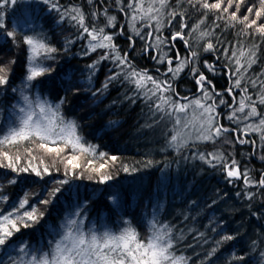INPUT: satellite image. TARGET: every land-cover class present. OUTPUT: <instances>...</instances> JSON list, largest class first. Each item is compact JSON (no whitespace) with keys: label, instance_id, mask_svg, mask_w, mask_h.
Returning <instances> with one entry per match:
<instances>
[{"label":"trees","instance_id":"1","mask_svg":"<svg viewBox=\"0 0 264 264\" xmlns=\"http://www.w3.org/2000/svg\"><path fill=\"white\" fill-rule=\"evenodd\" d=\"M54 2L61 11L80 8L89 27L94 24L104 26L107 15L115 16L116 27L105 28V31L113 35V43L120 54L127 52L137 70H146L149 75L161 80L168 78L163 75L169 67L167 62L157 64L151 58L157 55L156 50L150 48L148 52L143 51L146 42H153V38H148L146 34L151 28L154 33V23L153 27H144L146 21L136 24L145 39L134 35L129 28V0H121L120 5L116 0H92L91 4L88 0ZM208 2L215 3L217 0ZM0 3L5 4L0 8V14L6 25L5 29H0V66L9 70L8 83L0 86V134L7 131L10 117L15 119L13 106L22 102L20 93L13 89L22 87L26 74L28 53L23 45V35L42 32L46 42L57 49L51 54V59L40 57L53 71L33 81L24 93L30 99H35L39 93L53 103L64 98L61 115L66 121H75L83 143L96 149L95 158L77 152L81 168L72 170L68 165L69 174L66 175V160L72 155L71 148L65 149L60 157H56L55 153H46L37 144L28 141L0 148V152H9L13 162L15 156L20 155L18 168L28 167L31 162L41 171V176H36L31 169L28 172H13L0 154V164L5 165L0 167V197H7V200L0 199V214L16 212L20 200L26 195L29 205L21 212L31 207L44 212L39 223L21 229L13 239L20 237L33 249L47 250L49 241L59 238L60 226L65 218L80 219L72 214L77 205H84L85 230L95 226L97 231L105 228L119 231L127 220L137 228L141 238L148 233V221L155 214L161 224L172 228L174 251L187 257L188 264H264V188L255 184L246 187L242 179L228 178L222 165L208 167L195 158L198 154L218 152L229 163L233 159L238 161L240 170L247 171L253 181H258L264 174V141L257 135L244 137L241 132L233 130L215 141L187 145L173 151L168 140L173 134L174 120L167 116L161 119L163 114L155 112L153 101L137 94L135 85L126 81L123 75L108 83L105 89L103 85L108 82V77L120 69L110 59L100 61L95 69L89 67L106 50L98 49L86 55L88 40L86 36L78 38L82 30L75 21L67 17L61 21L58 12L49 11V6L39 0H18L14 6L10 0H0ZM169 5L165 11L175 9L183 14V21L177 16L169 26L167 20L172 18L165 16V26L161 30L164 37L168 38L178 31L183 22L186 25L185 38L191 49L198 53L195 64H189L173 81L176 93L188 98L200 93L192 75V68L196 67L199 72L205 73L225 100V105H219V113L222 114L229 104L235 108L233 100L244 88L250 89V81L264 72V38L255 32V26L244 29L242 24L232 21L226 24V19H217L220 12L202 9L199 4L193 7L187 0H169ZM224 6H227V0L222 4ZM249 7L255 11L260 7L259 0H243L237 15L241 18L249 15L250 20L256 19L254 11L248 13ZM233 11H236L235 2L229 13ZM93 12L97 13L95 18L91 15ZM224 15L227 18L228 14ZM201 20L204 21L202 24ZM257 23L264 25V16ZM197 24H200L199 30L193 31ZM6 31L17 33L15 42L6 36ZM201 31L211 32L212 35L199 39ZM129 37H132L131 41ZM208 42L216 46L215 50L204 51ZM169 43H175V47H165L164 51L175 67L177 52L183 58L188 55L189 48L180 39ZM254 44L256 63L243 73L245 77L240 87L233 89L232 96H229L226 89L236 77L232 75L235 58L230 62L228 57L233 50L238 55L240 50L250 49ZM225 49H228L227 54ZM13 60L14 64L11 63ZM205 63L214 65L216 72H209ZM171 95L174 100L178 98L175 93ZM220 123L224 127L235 128L222 116ZM241 138L249 143H238ZM48 147L53 145L49 143ZM28 149L32 150L31 154ZM99 153L105 154L103 159ZM113 156L115 161L109 159ZM41 158L44 159L43 165L39 162ZM89 160H92L91 164H88ZM148 161H152L151 166H146ZM101 163L107 164L102 174L110 172L113 177L105 184L98 183L99 176L91 172V168H98ZM45 166L49 168L47 175L43 174ZM124 166L135 171L125 172ZM13 180L15 183H11ZM61 180L68 183L60 185L58 181ZM55 188L61 191L52 198V203L40 204V200L50 198L49 194ZM110 194L116 195V203L109 200ZM229 235L233 239L225 241L224 237Z\"/></svg>","mask_w":264,"mask_h":264},{"label":"snow or ice","instance_id":"2","mask_svg":"<svg viewBox=\"0 0 264 264\" xmlns=\"http://www.w3.org/2000/svg\"><path fill=\"white\" fill-rule=\"evenodd\" d=\"M11 5H15L18 0H10ZM40 3L48 5V10H55L60 14V20L63 21L66 17L76 22V26L80 31L78 38H84L86 36L87 51L85 54L95 52L98 49H105L106 51L100 55L99 59L94 61L90 68L95 69L96 65L103 60H111L115 67L120 71L108 77V82L103 85L106 89L108 83L112 80L118 79L123 75L124 79L130 84L135 85L136 93L142 95L146 100L153 101L155 112L162 113L163 116H167L175 121L174 134L171 135L168 140L170 147L174 149H181L187 146L189 140L194 139L197 142H208L219 139L224 133H229L233 129L224 127L220 124V115L217 113L219 105H225V100L221 97L213 85L212 81L203 72H199L196 67L192 68V75L195 78L197 90L202 94L199 97L189 99L187 96H179L176 93V88L173 85V81L180 75L181 72L189 64H195L198 53L191 49L189 41L185 38L184 28L186 25L181 22L180 29L173 32L170 37L165 38L162 33V28L165 26V16L172 19L167 20V25H172L173 20L177 16H180L183 21V14L172 9L165 11L170 7L169 0H129L127 3V9L132 13L129 19V28L136 36H140L141 39H145L144 35L136 28V24L141 21H146L144 27H151L155 22L156 33L160 35L154 36L152 31H149L146 36L153 38L152 43L145 44L144 52H148L150 48L155 49L156 56L151 58L156 61L157 64L167 62L169 65L167 72L163 73L167 79L161 80L159 77L149 75L146 70H137L128 58V53L120 54L118 47L113 43V35L106 33L105 28L116 27V17L107 15L106 24L104 26L93 25L89 27L86 24L85 14L78 7H73L61 11L60 6L54 2V0H39ZM89 4L92 0H88ZM187 2L193 7L197 4L202 9L220 12L221 15L217 19H226L228 21L242 24L244 29H252L255 26V32L264 38V25H258L257 21L264 16V0H259L260 7L255 9L249 7L248 13H253L256 19L249 18V15H244L242 18L237 15L240 9V5L243 0H227V6L222 7L225 0H217L215 3H209L208 0H187ZM235 2L236 11L229 13V9L233 7ZM117 5L121 4V0H116ZM158 5V6H157ZM5 7V4L0 3V8ZM123 10V9H121ZM74 13V14H73ZM224 14H228L225 18ZM93 18L97 13L91 14ZM204 21L201 20V24ZM231 26V24H228ZM3 15L0 14V29H5ZM200 24H197L193 31L199 30ZM247 35V31L244 32ZM17 33L15 31H6V36L11 38L15 42ZM212 35L211 32L201 31L199 33V39H204ZM177 39L183 40L186 47L189 48V53L186 57H181L177 52L175 67L172 66V59L168 57L167 52L164 51L165 47H175ZM132 40V37H129ZM71 43V41H69ZM23 45L26 46L27 56V68L24 77L22 87L13 89L14 92H19L21 96V103L19 106H13L12 115L15 119H11L7 127V131L0 134V148H8L9 146L21 144L24 141L37 144L39 149H43L46 153H55L56 157H60L65 149L71 148L72 155L66 160V175L69 174L67 166L70 165L72 170L81 168L79 156L77 152L84 155H91L93 158L96 156V149L91 145H85L83 138L78 134V125L73 120H65L61 115V106L65 103L64 98H60L58 102H51L47 97H41L38 93L35 99H30L28 95L24 93V89L30 87L33 81H36L39 77L49 74L53 69L45 65L40 57L45 59H51V54L56 52L57 49L51 47L46 42V37L40 33L33 35H23ZM215 45L211 42L206 43L204 51L215 50ZM256 45L254 44L250 49H242L237 55V51L233 50L232 55L228 57L231 62L235 58V71L232 73L235 76L240 73V76L230 83V87L226 89L229 96H232L233 89L240 87L241 80L244 79L243 72L256 63ZM227 54L228 49H225ZM243 61V62H242ZM15 63V61H11ZM205 67L209 72H216V68L212 64L205 63ZM128 69H131L130 71ZM159 71V69H157ZM8 69L0 66V86L8 83ZM199 72V75L197 73ZM171 73L169 77L168 74ZM261 75H264L262 73ZM252 86L255 87L257 80L250 81ZM150 85V86H149ZM209 88L211 90H209ZM171 93L177 95V99L174 100ZM248 89L242 90V95L239 100V107L234 109L233 112L228 115L227 119L239 123L242 120H248L250 118L259 117L258 123L246 124L240 132L243 135H248L251 132H256L260 135V140L264 141V114L257 111V104H264V82H261V94L258 101H253L247 94ZM95 94V93H94ZM216 97H221L218 101ZM155 98V99H154ZM187 101L181 103L180 101ZM212 101V103H208ZM233 103H236L235 99ZM152 107V105H149ZM231 108V105H226ZM249 111L245 113V109ZM191 111V114H190ZM245 113L238 121L236 113ZM195 127V135L193 137L192 128ZM185 129L188 131L186 132ZM38 142V143H37ZM240 144L249 143V141L243 138L237 141ZM52 144L53 147H48V144ZM254 145L255 141H251ZM62 145V146H61ZM29 154L32 150L28 149ZM4 159L8 162L7 167L11 168L13 172L21 173L28 172L31 169L32 173L36 176H41V171L32 166L29 162L28 167H17L20 164L21 157L19 154L15 156V162H13L12 156L8 151L0 152ZM101 159L104 158V153H99ZM36 159L35 156L32 157ZM63 159V158H61ZM112 161L116 160V157H110ZM199 159L206 160L205 156H199ZM216 161V164L222 165L223 170L226 172L227 177L234 180L242 179L246 187L258 185L264 188V174L258 181H253L247 171H241L238 167V161L235 159L229 163L223 154H215L212 157ZM40 164H44V159H40ZM211 163V161H207ZM92 160L88 161L91 164ZM152 161H148L146 166H151ZM5 165L0 164V167ZM54 166V165H53ZM215 166V165H213ZM107 168L106 163H101L99 167L91 168V172L99 176L98 183L105 184L107 181L113 179L110 172L102 171ZM85 171H88L85 168ZM125 172H134L135 169H129L127 166L123 167ZM43 174H49V168L47 166L43 169ZM91 178V176L89 177ZM15 183V181H11ZM60 185L67 184V180L58 181ZM61 191L60 188H55L50 194L49 199H42L40 204L48 205L52 203V198L57 196V193ZM239 195V193H238ZM247 195V194H246ZM249 198H251L249 196ZM0 199L7 200V197H0ZM109 200L112 203L117 202L115 194L109 195ZM29 205V198L26 195L24 199L20 200L19 207L16 212H9L7 215L0 214V264H188V258L184 255H177L174 251L175 244L172 236V228L168 224H161L156 219L155 214L153 218L148 221V233L141 238V234L137 228L134 227L130 221H124V226L119 231H112L105 228L103 231H97L95 226L89 227L87 230L84 228V205H77V210L72 214L80 219L65 218V221L61 224V232L58 233V239L49 241L47 250L33 249L30 244L23 241L20 237H16L17 233L21 232V229H27L33 227L43 219L44 212L37 207H31L30 210L26 209ZM86 205V202H85ZM232 236L224 237V240H232ZM222 243V241L220 242ZM215 249H213V253ZM243 259V257H239Z\"/></svg>","mask_w":264,"mask_h":264},{"label":"rangeland","instance_id":"3","mask_svg":"<svg viewBox=\"0 0 264 264\" xmlns=\"http://www.w3.org/2000/svg\"><path fill=\"white\" fill-rule=\"evenodd\" d=\"M158 6V5H157ZM129 19H130V17H131V15H132V13L131 12H129ZM154 23V25H155V22H153ZM128 24H129V20H128ZM152 27H153V25H152ZM155 29V28H154ZM150 31H153V28H151V30ZM154 33L156 34V36H157V33L154 31ZM177 63V61L175 62V64ZM235 67H236V65L234 64V70H235ZM241 72H243L244 73V70L243 69H241ZM264 73V72H263ZM240 76V73H237L236 75H235V80L238 78ZM245 77V76H244ZM246 80H247V78H246ZM257 84H256V86L255 87H253L252 86V84H251V88L250 89H248V95L252 98V100L253 101H258L259 100V97H260V94H261V82H264V75H260L257 79ZM242 81V80H241ZM251 83V82H250ZM200 94V95H199ZM202 94L201 93H196L195 95H193V96H191V97H189V99H192V98H195V97H199V96H201ZM239 96L237 97V99L235 100L236 101V103H235V108H233V106H231V108H229V107H227L225 110H224V112L222 113V114H220L219 113V110H218V108H219V106H218V108H217V113L220 115V118H221V116L224 118V120L227 122L229 119H227V117H228V115H230L232 112H233V110L234 109H236V108H238L239 107V100H240V98H241V95H242V92L241 93H239L238 94ZM220 98H216V100L218 101ZM181 103H186L187 101H183V100H181L180 101ZM208 103H212V101H208ZM247 111H249V109L248 108H246L245 109V113L247 112ZM257 111L259 112V113H261V114H264V104H257ZM245 113H240V112H237L236 113V117H237V119H238V121L240 120V118L245 114ZM190 114H191V111H190ZM230 122H231V124L233 125V126H235V128L233 129V130H235V132H240V129H243L244 127H245V125L246 124H250V123H258V121H259V117H256V118H250V119H248V120H242V121H240L239 123H237V122H233V121H231V120H229ZM173 123H175V121H173ZM221 124V123H220ZM185 131L187 132L188 130L187 129H185ZM173 134H174V125H173ZM192 134H193V137H194V135H195V127H193L192 128ZM242 135L241 136H247V135H243V133H241ZM254 135H257V137L258 138H260V135L259 134H257L256 132H251V133H249L248 134V136H250V137H252V136H254ZM238 136V135H237ZM208 142H210V141H208ZM198 143H205V142H197V141H195L194 139H191V140H189V143L187 144V145H193V144H198ZM171 149L173 150V151H179V150H181V149H179V150H177V149H174V148H172L171 147ZM215 154H218V152H212V153H209V154H198V155H196V161L197 162H201V163H205L206 165H208V167L209 166H213V165H217L216 164V161L215 160H213L212 159V157H213V155H215ZM220 154V153H219ZM201 155H203V156H205V158H206V160L207 161H211V163H208V162H206V160H201V159H199V156H201ZM224 156V155H223ZM225 157V156H224ZM226 159V158H225Z\"/></svg>","mask_w":264,"mask_h":264}]
</instances>
